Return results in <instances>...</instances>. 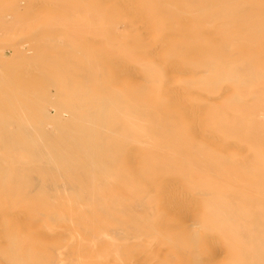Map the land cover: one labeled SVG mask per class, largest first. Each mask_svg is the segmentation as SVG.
<instances>
[{
	"label": "rangeland",
	"instance_id": "obj_1",
	"mask_svg": "<svg viewBox=\"0 0 264 264\" xmlns=\"http://www.w3.org/2000/svg\"><path fill=\"white\" fill-rule=\"evenodd\" d=\"M87 1L89 2V0H0V83L2 85L5 83L3 86L4 88L7 86L8 89L6 93H3L6 89L4 90L2 87L4 91H0V102L9 98L11 102H16L19 99H40L39 104L30 107L22 113V116L28 120L29 125H32V130L36 132L35 134V132L32 131L31 134L33 135H31L29 134V129H26L29 147L38 144L41 145L40 143H43V140L41 139V128L44 129L45 126H47L45 129L48 131L56 129L53 131L54 133H57L60 130L64 131L68 122L72 119V117H75L73 112L74 108L73 111L71 108L65 109L66 111H62L59 115L60 118L63 117L62 119L64 121L62 119L61 121L65 125H61L59 128H56L55 125L52 126L53 122L51 119L54 120L58 116H55V112L50 109L51 107L46 105V100L57 99L58 95H55L53 88H51L49 92L46 91V88L44 87L45 81L51 78L55 79L56 77L58 79L59 69H73L75 67L73 63H67V61H64V58L67 55L76 54L77 58L79 57L80 59H85V57H87L88 62L91 61L89 63L90 66L96 68L95 73H93L94 75L92 74L93 76L91 75L90 80H93V83L103 88L102 90H94L87 93V95H84L91 102L84 106L81 105L82 108L77 114L78 116H80L85 109L96 108V103H94L95 100L106 97L109 101L116 102L114 96L120 94V102L124 104V106L118 111L112 109L109 113H111L113 119L118 121L120 124H127L135 127L136 116L134 114V108H136L137 98L132 91L133 87L138 82V84L146 87L144 97L139 98L140 106L148 111L152 110L155 112L158 110L157 113L160 118L169 116L173 120L170 127L174 126L178 129L180 133L179 137H177L179 139V146L184 147L183 149L179 148V152L175 153L176 155H186L191 150V148L188 147V144L194 142H199L200 144L210 148L212 144L211 139H207L205 140L206 142H203V139L207 137H203V135L206 133L209 134L210 130L216 128L215 125H217V122H212L209 118L210 123L207 120L208 127L204 130L205 114H210L211 112L214 113L213 111H217V109L223 111L222 116L220 115L221 120L219 123L224 122L226 117H231L230 115L241 117L240 113L236 111L237 108L235 105H229L227 103L225 105L222 104L223 98L226 99V97H230L233 92H237L239 101L246 105H253L256 98L264 99V91L260 94V91L262 90L261 86H264V83L257 85L258 95L255 98L248 94L245 87L236 89V85L231 86L230 81L226 80H223L221 88L216 90L203 89L200 85L191 83V81L197 78L199 74H193L190 68L187 69L188 63L191 60H195L196 56L199 54H202L203 50L197 49L196 51V49H194L196 47L192 48L190 54L187 55L189 58L187 61L184 60L185 57L177 59L173 58L174 61L176 60L175 62L178 60L177 64H174V61H170L171 57L169 58L168 55L170 51L171 53L175 51V46L178 47V44H183L184 42L182 41H184L187 37L194 35L190 29H187L185 32L183 31L181 34L177 35L173 33L174 35L172 34L170 37L165 39V41L170 40V50H167L163 47L165 42H163V44L160 42L162 47H158V44H160L157 42L159 41V37L156 38L155 35L150 34L147 29L144 33L141 25V28H137V25L136 28H132L128 27L127 24L121 21L114 26L113 21L116 18V14L103 13L105 4L100 2V0H93L92 7H89L88 10L85 9L84 5L88 3ZM94 3L95 5L93 6ZM110 5L112 6L113 4L110 3ZM78 10L80 12H77ZM117 14L119 15L120 13ZM116 30L118 31L115 33ZM176 32L180 33L181 31L179 29ZM186 32L187 34L189 32V34H185ZM144 34L145 37L147 34L146 38L143 37ZM255 36H259L255 37L254 40L260 41V43H253L254 40L244 42L241 40L242 37L236 41L234 44H236L235 46L240 48V50L238 52L234 50L229 60L234 59L235 61H245V57L242 54L244 51L248 52V50H250L251 55H253L252 57L261 61L262 66H251L248 70L251 72H261L264 70V31H257ZM142 38H145L146 40H142ZM150 38H152V40ZM132 39L135 40L133 41ZM137 40L138 42L140 41L141 47L140 44L138 45ZM150 40L152 42L154 40L153 43L156 42V44H158H154V46ZM146 41L150 42L146 43ZM151 45L154 49H151ZM148 48L152 51L154 50L153 52H148L149 55L150 53L153 54L156 50L155 48H157L159 54L157 50V53H154L157 58L153 57L155 55L152 56L153 58L146 55L147 51H149L147 50ZM125 49L128 55L124 52ZM137 49L142 53L144 52V56L147 57L145 59L149 60L151 65L158 67L156 71L154 70L152 72V74L159 79L158 81L147 82L140 77L143 70L140 66L136 65L135 51L137 52ZM160 49H162V51ZM76 52H78V54ZM158 55L160 57H158ZM106 58H110L112 60L110 61L111 63L116 61L114 63V67L116 65L117 70H113L112 64L109 62L106 65L104 73L99 75L97 73V69L99 66L102 67V65L107 62ZM115 58L123 59V64L127 65H123L121 69H118V65L122 66V61L119 59L120 63H117L118 59L115 60ZM124 60L126 62H124ZM156 60H160L162 63L159 64L160 61ZM163 61L166 62L163 63ZM191 63L194 64L193 62ZM92 64H94V66ZM168 64H170L169 68L171 66L175 67H173V69L172 67L169 69L171 73H168L169 71H165L167 70L166 67H168ZM131 65L134 69L127 67H130ZM185 67L188 71H184ZM164 68L166 69L164 70ZM182 68L184 69L182 70ZM129 70H133V72L134 70H138V72L135 71L134 74L131 75L133 72H130ZM117 71H120L119 74ZM128 71L129 74L127 73V75L125 72ZM135 73L136 75L139 74L138 77H136ZM183 73L185 75H183ZM169 77H171L169 80L170 82H167V78ZM163 79H167L166 82H163ZM164 83H168L167 86H164ZM88 85V81L78 82V86L83 88L86 86L88 87ZM223 85H228V88L230 86L231 87L230 89L227 88L228 90L226 89V91L220 93V91L225 90L222 88H226V86L223 87ZM162 87H164L166 91H161ZM168 87L170 90L171 88L174 90H167ZM254 88L256 89L257 87L255 86ZM167 91L171 92V94L176 92L172 95L169 92L168 93L171 97L174 95V99L176 100L174 101L176 103L178 102L177 104H171L173 97L171 99ZM164 92H166V94ZM73 93L77 95L79 100L83 99L81 95H78L75 91ZM168 98L171 99L169 101L171 103L168 102ZM158 103H160V106H158ZM188 103H191V106L193 107L191 108ZM75 104L77 105V103ZM195 104H198L199 108L198 106L195 107ZM182 107L186 108V110ZM188 107L193 110L194 108H197L198 110L196 109V111L192 112V110ZM42 108L47 111L49 110L48 114L52 117L50 120L43 119ZM252 108L258 109L259 106L254 104ZM187 109L188 112L184 113ZM250 110H252L251 112L253 113L255 112L254 109ZM207 111L209 113H207ZM194 112H196L194 116L196 115L198 117L195 118L193 116ZM186 113L188 115H185ZM253 113H251V115ZM185 116H191V120L193 121L194 118V121L192 122L190 118ZM253 117L256 121H258V123L264 124V113L261 108L253 114L252 118ZM143 119L144 120H141V122H146L149 119V116H146ZM37 121H40V124H38ZM246 121L249 122L247 119ZM198 123H202L200 127L197 126ZM102 126H98L95 130L99 133L110 134L107 139H105V146L100 148V150H95L97 153H87L89 155L88 156L86 154L87 157L77 153L68 159L67 162L70 166L68 169H60V171H57V173L52 175L47 170L43 172L33 171L30 173L31 176H28L26 186L27 200L25 202V206L22 210H20L19 217L13 221L20 223L19 233L12 236L5 235L3 232L5 226L0 217V264H131L132 262V264H155V261L147 256L148 252L151 251L154 255L156 254L162 256L168 253L167 256H170L169 258H171V261L174 264H183L184 260L187 258L189 259L186 260L187 262L185 261L184 264H192L190 258L193 259V256L192 253L188 251L179 252L181 254H173L175 251L173 249H169L166 253L165 250L162 249L163 246H159V239H153L149 235L141 236L139 239L132 237L135 226V218L143 215L142 210L138 209V211L131 209L129 205L130 201L128 200L127 193H133L136 189V180L134 175L136 161L133 160L134 157L132 156H135L136 158L137 149L147 146V143L143 142L137 144L131 135L128 136L123 132H111L112 127L109 123ZM102 128H104L103 131ZM193 130L195 132L197 130L199 131L195 133ZM201 131L206 133L199 134ZM197 135H200L199 138ZM209 140L211 143L208 142ZM56 141L63 145L68 144V141L61 139H56ZM36 142L38 143L36 144ZM229 142V144L232 143V146L227 144L228 152L233 153V156L229 157L232 162V172L223 173L222 176L226 177L231 174L232 176L230 175V177L234 181L236 188L239 189L240 183H242L241 190L245 193L243 206L240 205L239 202L236 207L234 206L235 209L231 210V212H237L240 207L242 210L247 212V216H250L251 219H256V222L251 225L254 229L251 236L252 239L256 241L259 240L261 243H256L253 247L248 249L247 253L251 254L255 253L259 249L264 250V174H260L261 172L256 171V169H258L259 171L264 172V165H261L263 167L260 165L249 166L246 161V156L249 151L241 147H234L235 142L232 139L229 140ZM130 146L132 148H130ZM128 149L130 151V158H128ZM116 151H118V153L115 154L116 160H109L107 157L111 156ZM29 160H32L31 157ZM132 160L135 163H133ZM41 161H43V159L37 162ZM92 161L96 167L94 170L89 168V164ZM76 162H78V165L74 167L73 164ZM262 164H264V158L262 159ZM246 170H249V172H246L247 175L244 181L242 178H239L240 182L234 175L238 174L239 177ZM61 173L63 174L62 178L64 177L66 180L61 179V176H59ZM91 173L94 175H91ZM90 176L91 178L93 177L92 180ZM93 179L95 180L93 181ZM63 181L64 183L62 184ZM247 181H252L256 184V188L248 186L246 184ZM62 185L64 186L62 187ZM84 185L88 189H86V191H89V193L84 190ZM173 185L176 186L175 184H172V187L169 185L172 191L178 190V193L179 191L181 193L184 191L182 188L178 189V185L176 188H174ZM160 187L161 186L159 185L158 189ZM167 188L168 186L164 188V190L169 189ZM92 191L94 192L93 195ZM116 191H118V193ZM161 191L163 190L161 189L160 193ZM189 192L192 193L190 194L191 198L187 195L189 193L186 191L183 195H187L188 197L180 194V197L178 198V200L182 198L180 201L181 204L183 203V200H186L185 203L182 205L180 204V210L185 212L182 213L180 211V214L178 211L177 214L174 213V211H171L170 213L174 216L175 222L177 223L176 225L181 230L190 228V225H192L189 224L192 223L190 221L196 217L195 211H197V203L201 201L200 198H203L202 196L199 197L194 191ZM160 193L158 190L150 193L155 196V202L152 203L151 210L153 213L164 214L168 209L167 207H159L161 198ZM192 198L195 200L197 198V202ZM98 204L100 206H98ZM192 206L193 208L191 210L190 208ZM175 214L177 215L175 216ZM184 216L186 218H190V220L188 219V224H186V220H184L186 218ZM20 217H23V219L21 220ZM178 224H182V226H179ZM131 227L133 230H131ZM191 227L195 228L200 234L205 233V230L202 228L199 229L195 226ZM118 228V232H115L114 234L112 229L117 231ZM120 230L122 231L120 232ZM258 231H260V233H258ZM159 232H161L160 228ZM117 233H119L120 236L122 235V237L118 238L119 235H117ZM209 236L205 235L199 248L195 250L197 254L199 252H203L198 254L200 258L199 260L201 261L200 264H205L206 262V264H208L209 261L212 262L209 264H223L226 262L225 254L227 253V244L230 239L227 236L215 237L216 235H211L214 239ZM206 237L209 239L211 238V241L217 239L218 242H220L219 246H217V242L214 248L213 245H215V243H211V241L206 239ZM204 239L206 240L204 241ZM151 240L153 242L150 243ZM115 241L119 242L117 244V246L120 245L119 249L117 248L118 250L115 248ZM206 241L208 244H206ZM99 243H101V245ZM137 243L140 246H136V249L131 252L129 250L130 247H132V245L135 246ZM209 243H211V251L208 252V250H210L208 249ZM113 245H115V247ZM110 249H116V254L118 252L120 254H115V256L113 255L115 253H113L114 250H111L112 253H109ZM247 253L244 251L239 252L236 257L241 260L247 257ZM171 254H173V256H171ZM200 254L203 256H200ZM207 255L212 259V261L207 257ZM117 257H120V260L122 261H120ZM214 257L215 259L217 258L215 261L213 260Z\"/></svg>",
	"mask_w": 264,
	"mask_h": 264
},
{
	"label": "bare ground",
	"instance_id": "obj_2",
	"mask_svg": "<svg viewBox=\"0 0 264 264\" xmlns=\"http://www.w3.org/2000/svg\"><path fill=\"white\" fill-rule=\"evenodd\" d=\"M92 1L93 0H89V2L87 1L88 3L84 5L85 9L88 10L89 7H92ZM100 2L106 5V6L104 5L103 13L116 14V18L113 21L114 26H116V24H118L119 22L123 21L125 24L128 25V27L136 28V25L138 26L137 28L142 27L144 33L146 32L145 30L147 29L148 32L150 34H154L156 38L159 37L158 39L159 41H157L158 43L161 42L163 44V42H165L163 44V47L167 50H170V46H169L170 40L165 41V39L170 37L173 33L177 35V34H181L183 31L185 32L187 29H190L194 35H192L191 37H187L184 41H182L184 42L183 44L180 45L178 44V47L175 46L174 52L171 53L170 51L169 53L168 52L167 53L169 55V58L171 57L170 61L172 62L174 61V59L182 58V57H185L184 60L187 61L189 59L187 55L190 54L192 48L196 47L194 48L196 49V51L197 49L203 50L202 54H199L198 56H196L195 60H191L188 63L187 69L190 68L193 74L194 73L199 74L197 78L191 81V83L198 84L203 89L216 90L221 88V84L223 80H226V81H230L231 86L236 85V89H239L240 87H245L250 96L254 98L257 97L258 95L257 85H259L260 83H264V70H262L261 72H251L248 69L251 66L261 67L262 66L261 61L253 58L252 57L253 55H251L250 50H248V52L244 51V53L242 54L245 57V61H241V60L235 61L234 59L233 60H229V59L233 54L234 50H236V52L240 50V48H238L237 46H235L236 44H234L236 41H238L242 37L241 40H243L244 42L247 41L250 42V40H254L255 37H259V36H255L257 31L259 30L264 31V0H100ZM110 3H112L114 6L112 5L113 6L112 7ZM94 5L95 3L93 4V6ZM77 12L80 11L78 10ZM117 13L120 14L118 15ZM179 29L181 32L180 33L176 32ZM117 31L118 30H116L115 33ZM185 34H187V32ZM143 37H145V34ZM145 38H142V40ZM150 39L152 40V38ZM149 42L146 41V43ZM137 43L138 45L140 44L141 47L140 41L138 42L137 40ZM161 43L158 44V47L159 46L162 47ZM253 43H260V41L254 40ZM154 44L157 45L156 42L153 43V45ZM151 47H152L151 49H154L152 45ZM157 48L155 49L157 50ZM162 49L160 50L162 51ZM147 50L149 51H147L146 55H149L148 52H151L152 50H150L149 48ZM156 50L154 53H157ZM124 52L127 54L126 49ZM76 53L78 54V52ZM135 53H136L135 54L136 65L140 66L141 69L143 70V73L140 77H142L143 80H146L147 82L158 81L159 79L152 74V72L154 70L156 71L158 67L151 65L149 63V60L145 59L147 57L144 56V52L142 53L140 50L137 49V52L135 51ZM154 53L153 54L150 53L149 56L152 57L153 55H155ZM153 57H156V55ZM158 57L160 56L158 55ZM117 59L118 58H115V60ZM119 59L117 63H120L119 61L121 60L122 66L118 65V69H121L123 65H127V64H123V59L120 60ZM64 61H67V63H73L75 67L73 69H66V68L59 69L58 79L57 77L55 79L54 78L48 79L45 81V85H44L46 91L49 92L50 89L53 88L55 95H58V98L54 100L45 99L47 102L46 105L51 107L50 109L51 111L55 112V116H58L54 120L51 119L53 124L49 122L52 124V126L55 125L56 128H59L61 125H65L61 121L63 117L60 118L59 115L62 113V111L65 112L66 111L65 109L67 108H71L72 111L74 108L73 112L75 117L74 118L72 117V119L68 122L67 127L64 129V131L60 130L57 133H54L53 131L56 129L48 131L45 129L47 126H45L44 129L41 128V139L43 140V143H40L41 145L38 144L29 147L27 142L28 135L26 129H29V134H31V132L34 130H32L31 127L32 125H29L28 120L24 116H22V113L25 110H28L30 107L39 104L40 99H36V100L19 99L16 102H11V100H9L10 98L8 97L9 99L2 100L0 102V217L5 226V229L3 230L4 234L7 236H12L14 234L17 235L19 233L20 223L13 221L19 217L20 210H22L25 206V202L27 200L26 186L28 182V176L30 175V173H32L33 171L43 172L47 170L52 175L54 173H57V171H60V169L62 170L68 169L70 167L67 162L68 159H70L77 153H79V155L82 156L83 155L86 156L87 153L89 154L94 152L97 153V151L95 150L97 149L100 150V148L105 146V139H107L110 133L107 134L99 133L95 129L98 126H102L109 123L110 126L112 127L111 132L113 133L123 132L128 136L131 135L137 144L143 142L147 143L146 144L147 146L140 147L139 149H137L136 158L135 156H132L134 157L133 160L136 161L135 172H134L135 180H136V189L134 190L133 193H127L128 200L130 201L129 205L131 209L133 210L140 209L143 212V215H141V217L135 218V226L132 236L133 238L139 239L141 238V236L149 235L153 239L154 238L156 240L159 239L158 244L160 247L163 246L162 249H164L166 253L167 250L169 249H173L175 251L173 254L182 251H188L192 253L193 256V259L190 258L192 264H200L201 261L199 260L200 258L198 254L203 252H199L197 254L195 250L199 248L202 239L205 237V235L208 236L216 235L215 237L227 236L229 237L230 241L227 244V253L225 254L226 262H224L223 264H264V250L259 249L255 253H251V254L247 253L249 248L253 247L256 243L258 244L261 243V241L259 240L256 241L252 239L251 236L254 232V229L251 227V225H253V223L256 222V219L254 218L251 219L250 216H247V212L242 210V208L240 207L237 212L235 213L231 212V210L235 209L236 205L239 202L240 205L242 206L244 204L245 193L241 190L242 183H240V187L238 189L236 188L234 181L230 177L231 174H229L226 177L222 176L223 173L232 172L231 169L232 162H231V158L229 157L233 156V153L228 152L227 150L228 145L232 146V143L229 144L230 143L229 140L231 139L235 142L234 143L235 146L233 145L234 147H241L249 151L246 156L247 159L246 161L249 166L264 165L262 164V159L264 158L263 156L264 155L263 154L264 124H260L258 123V121H256L254 117L252 118L253 114L259 108H261L264 113V99H260V98L255 99L254 104H256V106L257 105L259 106L258 109H255L252 108L254 104L246 105L243 102L239 101L237 92H233L230 95V97H226V99L223 98L222 104L225 105L227 103L229 105L230 104L235 105L237 110L236 109L234 110L238 111L241 117L230 115L231 117H226V120H224V122L219 123V121L221 120L220 115L222 116L223 111L217 109V111H213L214 113L211 112L210 114H205L206 117H205L204 130L206 127H208L207 120L209 121V123L210 120L212 122H217V125H215L216 128L210 130L209 134L204 132L207 135L205 134L203 135V137L205 136L207 137L204 139L202 137V139L204 140L203 142H206L205 140L207 139H211L212 144L210 148L200 144L199 142H194V143H190L191 145L188 144V147H190L191 150L186 155H176L175 153L179 152L178 149L179 148L183 149L184 147V146H179V142H178L179 139L177 137H179L180 133L178 129H176V127L174 126L170 127L173 120L169 116H165V118L164 117L160 118L157 113L158 110L155 112H153L152 110L148 111L147 109H143V107L140 106L139 98L144 97L146 87L141 84H138V82L135 84L132 91V93L134 92L137 98L136 108H134V112H135L134 114L136 116L135 127L127 124L125 125L120 124L118 121H115L112 117V114L109 113L110 111H112V109L118 111L124 106V104L120 102V98H121L120 94L114 96L116 102H111L106 97H102L100 99L95 100L94 103H96V108L94 107L93 109H85V111L80 116H78L77 114L81 111L82 108L81 105L84 106L89 104V102H91L84 95H87V93H90L94 90H102L103 88L93 83V80H90V77L93 73H95L96 68L90 66L89 63L91 61L88 62L87 57H85V59H80L79 57L77 58L76 54H72V55H67L64 58ZM106 61L107 62H105L103 65L101 64L102 67L100 66L99 68L97 67L98 68L97 73L99 75L104 73L106 69V65L112 60L110 58L109 59L106 58ZM156 61H160V60H156ZM175 61L174 64L175 63L177 64L178 60L177 62ZM115 62L116 61H114V63ZM124 62L126 61L124 60ZM165 62L163 61V63ZM191 62H193L194 64H192ZM114 63L113 62L111 63L113 70L117 68L116 65L114 67ZM160 63L162 62L160 61L159 64ZM92 65L94 66V64ZM132 65L130 67L129 66L127 67L130 69H134L132 68ZM169 65L170 64H168V67H166L167 70H165L166 68H164L165 71H169L171 67L173 69L174 66H171L169 68ZM183 69L184 68H182V70ZM187 69L185 67L184 71H186ZM120 71H117V73L119 74ZM129 71L133 72V70H129ZM129 71L125 73L129 74ZM135 71L138 72V70H134V72ZM134 72L131 73V75L134 74ZM168 73L171 72L169 71ZM138 75H136V77H138ZM183 75L185 74L183 73ZM170 78L171 77L167 78L168 80L166 79L167 82L170 80ZM163 80H164L163 82H166L165 79ZM81 81L83 82L88 81L89 83L88 87L86 86L83 88L81 86H78V82ZM167 84L168 83H164V86H167ZM3 85L0 83V89H1L0 91L3 92L6 89L5 92H3L6 93L8 90L7 86L4 88ZM225 86L226 88H222L225 90L220 91V93L226 91L228 85ZM225 86L223 85V87ZM255 86L257 87L256 89L254 88ZM2 87L4 88V90ZM169 87L167 90H170ZM230 87L228 89H230ZM261 87L262 90L260 91V94L264 91V86ZM164 90L165 88L162 87L161 91ZM171 90L174 89L171 88ZM74 91L78 93V95H81L83 99L79 100L77 95L73 93ZM168 92L169 91H167V93ZM164 93L166 94V92ZM169 93L171 94V92ZM170 94L169 96L171 97L172 94L171 95ZM172 97L173 100L171 101L172 102L171 103L169 101L172 99ZM172 97L171 99L168 98V102L174 104L176 103L175 102L176 100L174 99V95ZM74 102L77 103V105ZM188 104H190L191 108L193 107L191 106V103ZM158 106H160V103H158ZM197 106L199 108V105L195 104V107ZM42 109H43L42 112L43 119L50 120V118L52 117L49 116L48 114L49 110L47 111L44 110V108ZM183 109L186 110V108ZM196 109L197 108L191 110L193 112L196 111ZM250 109H254L255 112L254 113L251 112L252 110ZM185 112H188V109L187 111H184V113ZM207 113L209 112L207 111ZM251 113L253 114L251 115ZM194 114H196V112L193 113V116ZM185 115L188 114L186 113ZM146 116H149V119L146 122H141V120H144L143 118ZM194 117L196 118L198 116L195 115ZM246 119L249 120V122L246 121ZM37 123L40 124V121H37ZM201 124L198 123V125L197 124L196 125L200 127ZM104 128H102V131ZM199 130H197L196 132H198ZM202 131L199 134H204ZM56 139L68 141V144L63 145L61 143H58ZM208 142H210V140ZM37 143L38 142H36V144ZM130 148L132 147L130 146ZM129 149H128V156L130 152ZM116 153H118V151L114 152L111 156H108L107 158L109 160L115 161ZM30 157L32 160H29ZM128 158H130V156ZM41 159H43V161L37 162L40 161ZM30 161L34 163H31ZM134 161L133 163H135ZM77 165L78 162L73 164L74 167ZM89 168L93 170L96 168L94 166L93 161L89 164ZM256 171L261 172L260 174H264L263 171H259L258 169H256ZM246 172H249V170L243 172L239 177L238 174H235L234 176H236V178L239 181H240L239 178H242V180L244 181L247 175ZM92 174L93 173H91V175ZM62 175L63 174L61 173V175L59 176H61V179L63 180L64 177L62 178ZM94 180L95 179H93V181ZM63 183L64 181L62 182V184ZM93 184L95 185L94 182ZM172 184L176 185V186L173 185L174 188H176L178 185L177 188L178 189L182 188L184 191L182 189L180 190L183 191L184 193L183 192L181 193L180 191L178 193L177 192L178 190L172 191L169 187V185L171 186ZM246 184L251 188L252 187L256 188V184H254L252 181H247ZM159 185L161 187L158 189ZM63 186L64 185H62V187ZM167 186L169 189L167 188L168 190L166 189L164 190V188H166ZM86 189L87 188L85 186L84 190L86 191ZM161 189L163 191H161L160 193ZM157 190L160 193V197H161L159 207L160 208L167 207L168 209L167 212L164 214L153 213L151 210V205L153 202H155L154 200L155 196L151 195L150 193H152V191H157ZM185 191L189 193V194L186 193L189 196L190 194H192L189 191H194L198 194L199 197L202 196L203 198H200L201 201L197 203L198 205L196 204L197 202L196 200H198L197 199L198 197L196 198V200L194 199L195 196L194 198H192L194 199V201H196L195 204L197 205V209H196L197 211H195L196 213L194 212L196 217H194V219L190 221L192 222L189 223L192 224L190 225V228L181 230L177 227L175 218L170 213L171 211L172 212L174 211V213L181 211L180 201L182 198H180L179 200L178 198L180 197V194L181 195L185 194ZM86 192L89 193V191ZM116 192L118 193V191ZM93 193L94 192L92 191V195ZM187 195H183V196H187ZM185 202L186 200H183V203ZM98 206L100 205L98 204ZM192 208L193 206L190 209L192 210ZM177 214H175V216ZM20 218L21 220L23 219V217ZM188 219L190 220V218L184 219L186 220V224H188L187 223ZM178 225L182 226V224H178ZM191 226H195L196 228L199 229L200 228L204 229L205 230V233H203L204 235L200 234L195 228H192ZM158 227L160 228L161 232H159ZM112 230H113L112 232H114L115 234V232H118L119 228L117 229V231H114L115 229ZM131 230H133L132 227ZM121 231L122 230H120V232ZM119 233H117V235H119ZM258 233H260V231H258ZM120 237H122V235L121 236L119 235L118 238ZM211 238L214 239V237L212 236ZM206 239L209 238L206 237ZM206 239H204V241ZM216 240L217 239L213 241L210 240L211 243L213 244L215 243V245H213L214 248L218 242V240L217 241ZM115 242L116 244L115 243L114 244L116 245V247L115 245L113 246L116 249L117 248L119 249L120 245L117 246L119 242L117 241ZM151 242L153 241L151 240L150 243ZM211 243H209L208 249L211 248L210 247ZM99 244L101 245V243ZM206 244H208L207 241ZM219 244L220 242H218L217 246H219ZM136 246H140V245H138V243L135 244V246L132 245V247H130L129 250L131 252L134 251L136 249ZM116 249L115 250L110 249V251L114 250L113 253L114 252L115 253L113 255L116 254L117 252ZM110 251L109 253H112V251L111 252ZM209 251H211V249L208 250V252ZM243 251L247 253V257L239 260L238 257H236V255L239 252H243ZM173 254H171V256H173ZM167 255L168 253L163 256L156 254L154 255L151 251L148 252L147 256L150 257V259H152L153 261H155V264H174L171 261V258H169L170 256L168 257ZM200 256L203 255L200 254ZM120 257L117 258L120 260ZM215 257L213 259L214 261L217 258H219L217 257L215 259ZM188 259L189 258H187L186 260ZM209 259L212 261L211 258ZM186 260H184V262ZM209 263L212 262L209 261Z\"/></svg>",
	"mask_w": 264,
	"mask_h": 264
}]
</instances>
